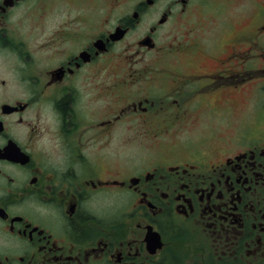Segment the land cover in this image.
<instances>
[{"label":"flooded vegetation","instance_id":"flooded-vegetation-1","mask_svg":"<svg viewBox=\"0 0 264 264\" xmlns=\"http://www.w3.org/2000/svg\"><path fill=\"white\" fill-rule=\"evenodd\" d=\"M0 264H264V0H0Z\"/></svg>","mask_w":264,"mask_h":264},{"label":"rangeland","instance_id":"rangeland-1","mask_svg":"<svg viewBox=\"0 0 264 264\" xmlns=\"http://www.w3.org/2000/svg\"><path fill=\"white\" fill-rule=\"evenodd\" d=\"M239 98L241 99V97ZM240 99L234 102L230 107V114H232L231 116H224L221 118L219 117L211 118L209 116H205L207 114L206 111L203 112L202 109L199 108L197 114L196 112L192 113L193 116L196 115L195 119H193V117L191 119V121L195 120V123L193 124L192 122H190L188 125L183 124L181 127L176 128L175 132L169 135V137L171 138L169 139V141L171 143H175L177 141L175 138H180L183 136L185 137L191 136V137L199 138L200 134L207 133V135H209L211 139L203 146H209V145L210 146L213 145L215 147L221 146L223 144L222 137L225 135H231L233 127H229L228 125L226 126V124L223 123H221L222 125H220L217 122V120H211V119H225L226 121L228 120L232 122L241 119L247 113V104L244 102V100H240ZM243 99L246 100L245 97ZM217 113L219 114V110H217ZM221 115H224V113H221ZM186 130L190 131V133L180 134L182 132H185ZM140 138L141 139L137 141L136 144L134 142H125L123 148L125 154H133L140 156L142 153H144V151L148 152L147 150L150 149L154 153L158 152L159 148L161 147L159 143L153 142L151 140H147L145 139L144 136H141ZM172 146H173L172 144L171 145L163 144L162 149H168L171 148ZM145 147H147V149H144Z\"/></svg>","mask_w":264,"mask_h":264}]
</instances>
